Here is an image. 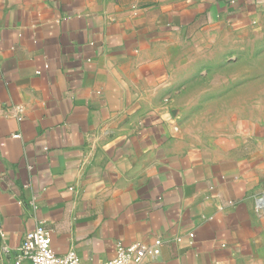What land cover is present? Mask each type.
I'll use <instances>...</instances> for the list:
<instances>
[{
	"label": "crops",
	"instance_id": "0c3cea01",
	"mask_svg": "<svg viewBox=\"0 0 264 264\" xmlns=\"http://www.w3.org/2000/svg\"><path fill=\"white\" fill-rule=\"evenodd\" d=\"M228 29L264 42V0H0V264L41 223L84 264L134 243L150 264H264V120L203 145L173 110L172 38Z\"/></svg>",
	"mask_w": 264,
	"mask_h": 264
},
{
	"label": "rangeland",
	"instance_id": "374dc122",
	"mask_svg": "<svg viewBox=\"0 0 264 264\" xmlns=\"http://www.w3.org/2000/svg\"><path fill=\"white\" fill-rule=\"evenodd\" d=\"M214 35L206 48L204 35L195 43L181 35L168 44L179 51L178 63L174 61L179 67L180 86L173 107L178 128L187 134L189 142L203 145L239 141L240 130L249 133L264 120V42L258 40L256 33L249 32L241 45L236 43L235 32L228 29L225 47ZM205 49L217 55L226 50L229 56L207 60ZM237 50L243 51V55L235 61L230 53ZM256 84L258 90L253 88ZM255 101L260 104L258 107L253 106Z\"/></svg>",
	"mask_w": 264,
	"mask_h": 264
},
{
	"label": "built area",
	"instance_id": "2783aa9c",
	"mask_svg": "<svg viewBox=\"0 0 264 264\" xmlns=\"http://www.w3.org/2000/svg\"><path fill=\"white\" fill-rule=\"evenodd\" d=\"M22 112V110H20ZM256 210L264 216V198H259ZM189 245H195V235H189ZM156 254L155 247L134 243L129 246L119 244L116 257L101 264H150ZM15 264H84L75 250L58 255L52 247L50 231L43 223L23 237Z\"/></svg>",
	"mask_w": 264,
	"mask_h": 264
}]
</instances>
